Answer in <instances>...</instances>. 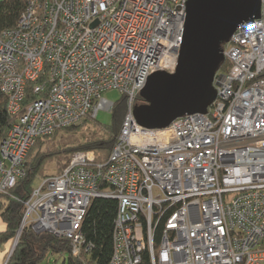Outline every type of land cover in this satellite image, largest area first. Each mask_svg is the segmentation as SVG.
<instances>
[{"label": "built area", "instance_id": "2783aa9c", "mask_svg": "<svg viewBox=\"0 0 264 264\" xmlns=\"http://www.w3.org/2000/svg\"><path fill=\"white\" fill-rule=\"evenodd\" d=\"M188 1L27 0L17 27L0 32V92L17 117L0 147V197L38 138L112 112L107 91L128 102L108 161L78 152L42 179L14 244L31 227L69 240L74 256L90 252L82 224L105 198L118 201L109 264L146 254L150 264H264V0L224 46L229 69L207 113L164 129L134 118L149 78L177 69Z\"/></svg>", "mask_w": 264, "mask_h": 264}, {"label": "trees", "instance_id": "16d2710c", "mask_svg": "<svg viewBox=\"0 0 264 264\" xmlns=\"http://www.w3.org/2000/svg\"><path fill=\"white\" fill-rule=\"evenodd\" d=\"M27 7V0H0V32L11 30L17 27L19 20ZM223 71L229 69V63L225 60ZM37 99L32 92V85H29L27 100ZM144 100L139 94L136 98V105L143 104ZM113 120L111 126H102L97 119H86L78 125L60 130L52 136L40 137L34 146L30 149L25 162V175L21 177L16 186L0 197V221L3 224V230H0V248L14 242L21 229L24 218L25 205L33 190V184L37 179H44L49 175L47 165L52 162L69 165L73 154L78 152H94L97 162L108 161L113 148L121 133L123 121L128 113L127 98L114 104ZM17 117L12 116L8 111V98L0 92V147L2 142L8 136ZM91 123L100 126V130L87 136L85 142L76 143L72 141V146L57 150L53 154L37 151L34 156L28 160L30 152L45 140L53 138L62 132L78 130L82 126H90ZM118 212V201L113 199L96 198L87 211L82 224V233L87 243L93 244L90 252L84 250L78 256L72 254L70 241L64 238H58L54 235L43 232L37 233L31 227L25 228L19 237L18 244L11 255L7 264H41L49 254L64 255L68 254L67 264H109L113 250L114 224ZM162 227L158 228L157 236ZM63 264H66V259ZM142 264H150L148 254L144 256Z\"/></svg>", "mask_w": 264, "mask_h": 264}, {"label": "water", "instance_id": "95a60500", "mask_svg": "<svg viewBox=\"0 0 264 264\" xmlns=\"http://www.w3.org/2000/svg\"><path fill=\"white\" fill-rule=\"evenodd\" d=\"M260 18L261 0H189L177 69L149 78L140 94L144 103L133 110L136 122L164 129L186 115L207 113L217 98L214 80L226 60L224 46L241 25Z\"/></svg>", "mask_w": 264, "mask_h": 264}, {"label": "rangeland", "instance_id": "374dc122", "mask_svg": "<svg viewBox=\"0 0 264 264\" xmlns=\"http://www.w3.org/2000/svg\"><path fill=\"white\" fill-rule=\"evenodd\" d=\"M226 46V45H225ZM222 68V67H221ZM219 71H222L220 69ZM225 72V71H224ZM103 98L109 102H112L114 104L119 103L123 99V95L117 91V90H112V91H107L103 94ZM113 112V110H112ZM109 112L107 110H101L98 114L97 121L103 126H111L112 125V120H113V113ZM124 122V121H123ZM100 126H97L96 124L91 123L90 126H82L78 130H73L69 132H62L56 137L50 138L45 140L44 144H40L39 146L35 147L29 154L28 160H30L34 154L37 151L41 152H47L48 154H53L57 150V146H61V149H66V147L72 146L71 142L75 141L77 144L80 142H85L86 140L83 139V137H87L91 135V133H96L100 130ZM64 165L58 164L56 162L49 163L47 165V172L49 174L54 173L56 170L63 168ZM41 184V180L37 179L35 180L33 187L37 188ZM3 224L0 221V230H3ZM15 242V241H14ZM14 242L2 246L0 248V264H7L10 260L9 256L10 254H13V247H14ZM11 258V257H10ZM66 259V264H67V259H68V254L64 255H54V254H49L44 262L41 264H63L64 260Z\"/></svg>", "mask_w": 264, "mask_h": 264}, {"label": "bare ground", "instance_id": "6f19581e", "mask_svg": "<svg viewBox=\"0 0 264 264\" xmlns=\"http://www.w3.org/2000/svg\"><path fill=\"white\" fill-rule=\"evenodd\" d=\"M18 243V242H17Z\"/></svg>", "mask_w": 264, "mask_h": 264}]
</instances>
